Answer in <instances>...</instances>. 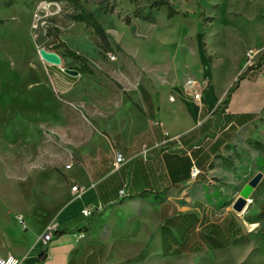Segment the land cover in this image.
Returning a JSON list of instances; mask_svg holds the SVG:
<instances>
[{
  "label": "rangeland",
  "instance_id": "1",
  "mask_svg": "<svg viewBox=\"0 0 264 264\" xmlns=\"http://www.w3.org/2000/svg\"><path fill=\"white\" fill-rule=\"evenodd\" d=\"M8 1L0 0V250L6 248L2 240L7 229L17 241L28 239L25 233L36 237L45 219L40 201L63 200L75 185L68 177H84L77 162L72 169H65L64 164L72 163L77 152L48 125L53 104L50 89L44 85L33 87L34 82L46 80L49 88H53V82L60 90L57 73L39 53L54 38L53 34H58L55 43L68 42L71 48L88 56L95 68L108 69L118 80H156L167 96L175 97V102L169 100L168 111L175 109L174 113L181 116L185 131L201 124L196 108L183 103L186 81L192 78L198 83L202 98L196 102L204 106L209 87L213 85L212 99L223 98L239 74L251 71L246 64L249 50L264 51V0H170L180 12L169 18L167 8L162 7L156 12V23L136 17V5L129 0H80L110 30L112 49L108 52L102 51V43L90 26L68 17L75 11L71 2L16 0L9 6ZM138 3L144 9L147 0ZM127 16L131 24L124 20ZM49 30L53 34L48 35ZM58 50L64 53V47ZM108 53L115 54L116 59H110ZM128 62L137 74H132ZM77 63L68 61L65 65L75 68ZM65 65L61 66L62 72ZM100 72L85 76L114 79L109 73ZM172 79L178 90L171 88ZM248 88L245 85L241 93L245 95ZM263 98H246L243 102L259 108L264 104ZM59 108L65 111L64 107ZM257 142L264 146V109L251 131L240 130L205 182L194 181L180 191L166 192L167 195L186 210L193 208L197 200L205 201L221 217L229 218L233 229H258L262 224L258 219L260 207L264 206V176L241 212L232 207L242 187L257 172L264 173V151L256 146ZM140 182L138 191L155 195L158 186L154 182ZM146 206L140 212L137 206L128 204L112 214L106 211V216L104 209L96 211L98 220L90 229L91 237L79 253L77 264H137L138 254L146 244L145 235L158 229L155 214ZM18 213L25 215L27 230L17 219ZM110 217L118 219L116 227L105 225ZM128 218L133 221L128 230H119ZM158 252L155 243L148 248V264H223L211 259L212 253L162 258L156 256ZM249 264L258 263L254 260Z\"/></svg>",
  "mask_w": 264,
  "mask_h": 264
},
{
  "label": "crops",
  "instance_id": "2",
  "mask_svg": "<svg viewBox=\"0 0 264 264\" xmlns=\"http://www.w3.org/2000/svg\"><path fill=\"white\" fill-rule=\"evenodd\" d=\"M106 30L109 33L110 30ZM75 51L80 53V50ZM68 61L74 60L65 56L58 66L48 64L58 75L60 90L53 82V88H49L46 80L34 82L33 87L44 85L50 89L53 104L48 125L55 133L63 136L70 149L77 152V158L64 166L65 169H72L76 162L81 164L84 177L81 179L72 176L67 180L71 185L74 183L80 186L82 194L76 197L70 189L59 202L41 200L45 219L40 224L36 237L32 233H25L23 235L28 239L17 241L7 229L2 240L3 243L6 242V248H1L0 257L11 253L20 257L22 264H37L46 245L40 237L48 225H83L87 218L81 214V210L87 205L102 203L107 208V213L111 214L128 204L137 206L140 212L145 211L143 206L147 205V209L155 214L158 229L145 235L146 244L138 254L140 258L137 264L150 262L147 257L148 248L154 243L159 248L156 256L162 258L189 255L200 257L212 253L211 259L223 264H249L254 260L258 264H264V216L258 219L262 221L260 227L252 232L246 231L242 226L233 229L230 219L221 217L222 214H217L205 201L197 200L193 208L186 210L178 205L173 196L166 193L180 191L194 181L205 182L216 161L234 143L240 130L251 131L264 104L257 108L243 101L246 98L251 100L257 96L264 97V74L260 73L261 68L256 66L251 69L241 80L226 111L220 116L216 115L214 109L225 96L212 99L210 91L213 85L205 95L208 107H213L211 110L198 106L196 100L185 94L183 103L186 106L193 105L197 117L201 119L200 125L185 131L181 116L174 113L175 109L170 113L168 111L169 100L175 102V97L173 94L167 96L156 80H118L108 69L95 68L91 60L90 67L95 72H107L114 79L94 80L85 76L87 73H79L75 77L61 71V66ZM128 64L132 68V74H137L135 68L129 62ZM245 85L250 88L243 95L241 91ZM170 86L178 90L174 79ZM58 105L60 108L64 107L65 111H59ZM189 147L191 148L184 150ZM144 150H148L146 157L143 155ZM115 151L122 152L127 160L120 168L113 166ZM69 164L71 165L67 168ZM194 164L201 169L196 178L189 174V167ZM141 179L146 182L151 180L158 186V190L162 189L161 192L155 191L154 196L141 193L138 191L142 185ZM126 184L129 196L123 199L120 191ZM106 211L103 216L107 215ZM96 213L98 215L99 212ZM260 213H264V206L260 207ZM17 219L27 230L25 215L18 213ZM97 220L98 217L94 219L92 227ZM117 220L110 217L105 225L113 224L116 227ZM126 221L127 224H123L119 230H128L133 223L132 218ZM91 233L89 230L81 238L77 237V233H69L51 240L47 246L46 259L40 264H77L79 253L88 244L86 240L91 237ZM111 235L112 233L107 237ZM166 247L170 249L166 250ZM175 247L186 249L174 254Z\"/></svg>",
  "mask_w": 264,
  "mask_h": 264
},
{
  "label": "trees",
  "instance_id": "3",
  "mask_svg": "<svg viewBox=\"0 0 264 264\" xmlns=\"http://www.w3.org/2000/svg\"><path fill=\"white\" fill-rule=\"evenodd\" d=\"M72 3L74 7V12L69 14L68 17L76 22H83L86 25L90 26L92 28V31L94 34H96L101 43H102V51L108 52L112 49V43L110 41V34L107 32L106 28L104 25L99 21L98 17L95 15L93 11L88 9L85 5H83L80 0H67ZM132 3L136 5V8L134 10V15L136 17L142 18L143 20H146L150 23H156L157 22V17H156V12L160 10L162 7L167 8L168 10V17L172 18L174 17L177 13L180 11L176 10L174 6L171 4L170 0H147V4L145 5L144 9L140 6L138 3L139 0H129ZM16 2V0H9L7 2V5H13ZM107 10V9H106ZM113 11V8H111ZM124 20L126 21L127 24H131V19L129 16L125 17ZM3 20H0V23H2ZM53 34L52 30L48 31V35ZM53 39L46 43L44 46L46 49H50V46L53 47V50L60 54V56L63 58L65 56L71 57L74 61L78 62V66L75 67L76 69L79 70L80 73L84 74H93L94 70L90 67V60L83 54L78 53L77 51L73 50L71 47H69L64 41H61L59 43H55V41L58 39V34H53ZM59 47H64V53L62 54L58 49ZM264 64V51L260 55L259 62L257 64V67L261 68V66ZM256 67V66H255ZM255 67H252L250 69H253ZM247 76V70L242 72L241 74L238 75L237 79L233 82V84L229 87V89L226 92L225 98L221 101V103L214 109V112L216 113L217 116H220V114L224 111H226L228 104L230 103V100L232 98L233 93L236 91V89L239 87L241 80H243ZM211 83V80H209L208 87ZM116 84L121 87V85L116 82ZM204 106L203 107H208L207 103L204 101ZM209 110L213 109V107H208ZM256 146L260 148L261 151H264V146L260 145L258 142L256 143ZM228 161V160H226ZM197 167L200 170L201 169L194 164L192 167H189V174L192 177V169L193 167ZM198 174V176L200 175ZM197 176V177H198ZM126 187V195L122 196L123 199L129 196L128 190H127V184L125 185ZM103 213L106 211L107 208H103ZM264 213H260L261 217L264 216ZM97 213L93 212L91 216L87 218V221L83 225H77V226H60L58 227L53 235V239L59 238L64 234H69V233H81V232H88L93 225L94 219L96 217ZM163 228V226H162ZM49 243V242H48ZM48 243H46L45 248L43 252L40 254L39 259L37 264L42 263L46 259V254H47V246ZM169 247H166V250H169ZM183 249V247H175L173 248L174 254H179ZM144 252V251H143ZM142 252V253H143ZM142 253L140 255H142Z\"/></svg>",
  "mask_w": 264,
  "mask_h": 264
},
{
  "label": "built area",
  "instance_id": "4",
  "mask_svg": "<svg viewBox=\"0 0 264 264\" xmlns=\"http://www.w3.org/2000/svg\"><path fill=\"white\" fill-rule=\"evenodd\" d=\"M46 8H47V6H44V9H46ZM38 17H39V15L36 14V18H38ZM38 20H39V18H38ZM260 55H261V50H249L246 54L247 67L252 68V67L257 66L259 59H260ZM108 56L112 60L116 59L115 54L108 53ZM260 73L264 74V64L261 66ZM185 88H186L185 94L190 95L194 100H196L198 102L201 101L202 90L200 89V86L198 85V83L194 79L189 78L185 83ZM171 99L174 100L173 97H171ZM147 154H148V150H144L143 151L144 157H146ZM126 162H127L126 157L124 156V154L122 152H120V151L114 152V160H113L114 168H120ZM70 165L71 164L67 165L66 167L69 168ZM199 173H200V170L194 166L192 169V177L196 178ZM72 191L76 194V197H80L82 194V189L77 184L72 186ZM126 194H127L126 193V187H124L120 191V195L124 196ZM103 208H104V205L102 203L90 204V205L85 206L81 210V214L84 217L88 218L89 216H91V214L93 212L102 210ZM20 220L22 221L21 217H20ZM58 227L59 226H56L54 224L48 225L40 237L41 241L45 244L50 242L53 238L55 230ZM76 235L78 238H81L85 235V233L81 232V233H77ZM0 264H22V259L16 255L10 253L5 257H0Z\"/></svg>",
  "mask_w": 264,
  "mask_h": 264
},
{
  "label": "water",
  "instance_id": "5",
  "mask_svg": "<svg viewBox=\"0 0 264 264\" xmlns=\"http://www.w3.org/2000/svg\"><path fill=\"white\" fill-rule=\"evenodd\" d=\"M39 53L41 57L51 63V64H57L60 65L62 62V58L60 54L53 50H48L45 47H41L39 49ZM66 73L70 75H75L77 76L80 72L76 68H71V67H65L63 69ZM264 176V173L262 171L257 172L240 190L239 196L237 199L234 201L232 207L235 211L241 212L245 206L247 205L249 198L254 191V189L258 186L260 181L262 180Z\"/></svg>",
  "mask_w": 264,
  "mask_h": 264
}]
</instances>
